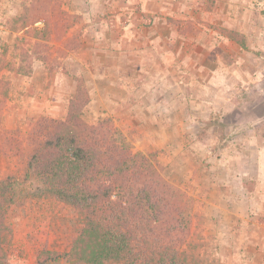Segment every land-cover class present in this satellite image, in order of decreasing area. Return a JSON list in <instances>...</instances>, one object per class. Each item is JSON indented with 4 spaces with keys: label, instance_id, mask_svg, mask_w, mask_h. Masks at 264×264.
<instances>
[{
    "label": "rangeland",
    "instance_id": "1",
    "mask_svg": "<svg viewBox=\"0 0 264 264\" xmlns=\"http://www.w3.org/2000/svg\"><path fill=\"white\" fill-rule=\"evenodd\" d=\"M32 1L0 0V36L6 39L10 34L9 41H1L0 37V59L7 64L0 72V138L11 135L26 140L36 120H64L71 99L81 87L88 98L83 117L90 123L110 118L118 139L134 152L155 157L166 179L182 185L193 201L196 180L218 172L225 178L233 163L244 166L243 140H239L242 156L227 151L236 139H244L250 129L260 127L264 121V0H230L226 6L233 7L217 14L220 26L210 25L212 20L197 26L185 23L188 42L170 45L171 53L166 52V42L159 38L152 44L148 38L143 39L147 29L128 21L143 15L142 11L120 14L119 0H52L57 17L66 10L81 14L82 23L71 27L62 39L53 38L48 60L35 59L32 73L26 75L15 68L22 48L32 47L35 40L13 27ZM205 5L214 3L206 0ZM126 21L131 25L125 28ZM156 30L164 34L165 26ZM135 32L137 40L120 42L124 35L133 36ZM222 32L234 35L236 44H228ZM221 41L235 52L236 59L233 55L224 58L237 73H204L198 77L196 62L207 57L205 66L213 65L217 60L212 50L219 49ZM199 46L205 49L200 59L194 52ZM184 49L189 56L180 59ZM168 69L171 73L166 74ZM121 72L129 74L123 77L132 79L133 85L122 91L110 90L107 80L121 77ZM170 116L178 122L168 121ZM175 136L179 147L168 152ZM185 144L197 148L194 154L186 151ZM21 167L17 157L0 156V179L14 174L17 199L24 202L10 215L14 227L12 260L37 264L35 254L43 245L60 251L69 249L78 219L69 206L41 195L43 185L36 176L23 181ZM198 235L200 244L202 238L214 246L212 236ZM201 250L208 262L206 249ZM52 264H65V260Z\"/></svg>",
    "mask_w": 264,
    "mask_h": 264
},
{
    "label": "trees",
    "instance_id": "2",
    "mask_svg": "<svg viewBox=\"0 0 264 264\" xmlns=\"http://www.w3.org/2000/svg\"><path fill=\"white\" fill-rule=\"evenodd\" d=\"M51 2L33 0L15 20L13 30L35 40L22 48L15 68L20 74L30 75L35 59L48 60L49 42L82 23L81 14L66 10L57 17ZM6 65L0 59V72ZM87 101L79 87L64 120H36L26 140L0 138V156L18 158L23 181L36 176L41 195L69 206L78 219L69 249L43 245L36 263L208 264L193 229L192 197L166 179L155 157L121 142L110 118L88 122ZM16 181L10 173L0 179V264H17L10 215L24 202L17 199Z\"/></svg>",
    "mask_w": 264,
    "mask_h": 264
},
{
    "label": "crops",
    "instance_id": "3",
    "mask_svg": "<svg viewBox=\"0 0 264 264\" xmlns=\"http://www.w3.org/2000/svg\"><path fill=\"white\" fill-rule=\"evenodd\" d=\"M119 1L120 6L118 9L121 12L120 14L134 13L136 10L142 11L143 15L128 21L134 22L137 28L147 29L148 33H144L143 39L148 38L149 44H152L156 43L157 38H159L160 41L166 42L165 50L170 53L172 52V44L188 42L187 39L189 37H185L187 34L185 27L188 26L189 21L190 24L197 26L200 22L212 20L210 25L220 26L221 23L216 18L218 12L224 13L233 7L228 8L226 6L227 4L230 5V0H210L212 4L214 3V6H206V0ZM219 2L224 4V6H215ZM128 21L125 22V28L127 25H131ZM185 23H187L186 26H184ZM161 26H165L164 34L162 33L163 36H161V33L157 34L156 30V28ZM151 33L152 37L150 38ZM224 34L226 36L223 39L229 42L228 44H236L235 41L237 42V40L234 35L230 33L228 35ZM6 35L8 36H6V39L0 36L1 41H9L10 34ZM138 36L136 32L133 36L126 34L120 38V42L123 40H137ZM246 37L249 39L247 33ZM200 46L194 51L198 59L205 52V49ZM225 46H227L225 42L221 41L219 49L216 47L212 50V57L216 56L217 60L213 65L205 66L207 57H203V60L196 62L194 70L198 77L204 73H210L212 76L237 73L236 68L230 66L224 58L225 55H233L234 59H236L235 52H232L229 46L228 48ZM235 50L239 49L236 48ZM218 51L220 52L218 53ZM101 53L99 54L101 55ZM183 56H189L187 49L181 51L180 59H183ZM169 57L173 58L172 54H169ZM100 58L102 59V56ZM186 70L188 71L187 68ZM169 73H171V70L168 69L166 74ZM241 73H245V71ZM119 75L121 77H117L115 80H107L110 83L108 87L111 88L110 90L115 88L118 91H122L128 85H133L132 79H124L123 77L124 75H129L127 72H121ZM211 81L214 82L215 80L212 79ZM168 121L178 122L172 116L168 118ZM155 122L160 121L154 120L153 123ZM260 124V127L257 125L258 127L250 129L244 139H236L237 146L234 143L230 144V148H228L227 152L230 155L242 156L239 140L244 141V166H237V164L232 162L233 169L227 173L225 178L218 172L212 176L209 174L196 180L193 229L200 235H210L214 238L213 246L212 242L205 243L204 239L201 238L202 236L200 237L203 242L202 246L206 249L205 253L209 258L208 264H264V121L260 122ZM185 146L186 151H191L192 154H194L193 150H197V148L186 144ZM169 147L168 152H172L179 147L177 136L170 140ZM203 171L207 172L205 169Z\"/></svg>",
    "mask_w": 264,
    "mask_h": 264
}]
</instances>
